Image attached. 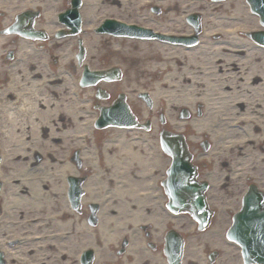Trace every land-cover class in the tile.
I'll list each match as a JSON object with an SVG mask.
<instances>
[{
    "label": "bare ground",
    "instance_id": "bare-ground-1",
    "mask_svg": "<svg viewBox=\"0 0 264 264\" xmlns=\"http://www.w3.org/2000/svg\"><path fill=\"white\" fill-rule=\"evenodd\" d=\"M83 1L87 8L83 38L88 53L103 47L101 41L108 38L92 33L93 27L103 18L98 13L103 5L112 12L118 7L137 8L140 11L151 5L162 7L167 11L163 15L167 20L162 16L160 20H152L153 15L147 13L148 19L143 22L173 34L187 33L184 17L187 12L200 7L206 16L214 17L206 24L209 29L226 23L224 39L212 41L202 36L201 44L186 46L155 39L113 38L112 49L121 54L137 48L135 54L140 65L134 74L137 78L136 89L129 86V90L146 93L142 87H147L146 84L150 86L148 94L151 106L149 109L145 106L141 108L142 118L150 116L153 128L151 134L141 130L116 129L117 135L103 143L101 152L89 149L90 154H99L101 169L97 167L95 159L87 162L95 168L96 173L85 185L87 193L83 201L100 200L97 234L77 219L64 198L66 184L63 178L75 171L71 161L56 159L52 155L60 150L56 148L60 137L68 140L70 135L72 141L75 138L78 144L83 145L89 141L92 132L93 120H82L90 109L87 98L90 89L79 91L75 77L66 69L72 41L58 43L61 49L57 51L60 58L57 74L50 73L52 78H46L39 74L44 73L39 64L41 53L36 54L28 49L27 41L19 40L20 46H23L20 53L25 62L22 73L28 79L25 94L17 91L11 99L9 96L12 93L0 95V251L7 264H77L76 255L83 247L99 244L103 251L117 242L119 234L124 233L123 215L129 218L128 227L133 231L138 224L151 222L157 225L159 218L170 221L171 217L158 208L148 213L147 205L156 193L153 183L156 164L149 167L148 164L158 158H155L153 148L148 150L142 144L151 143L154 133L158 131L159 111H162L171 130L186 134L192 147L209 142L205 152L193 149L198 160L210 162L211 169L204 176L212 182L218 172L222 173L221 177L229 176L226 171L219 170V158H228L234 149L238 150V154H243L245 148L264 142V47L239 33L241 29L245 32L250 28L248 21L253 26L258 22L251 17L242 1ZM201 1L206 3L203 7L199 5ZM35 2L22 1V6L29 4L34 7ZM227 12L231 13V18ZM143 14L138 16L142 18ZM172 22L175 26L180 25V28L173 27ZM181 27L184 30H180ZM4 41V37L0 38V45ZM124 43L127 50H123ZM59 68L63 72L58 73ZM18 74L20 72L17 73V78H20ZM39 82H44L49 91V82L57 83L58 86L53 87L56 93L52 95L45 86L39 89ZM68 82L71 84L68 87L70 90L66 89ZM6 86L4 90L8 91L11 85L8 83ZM184 111L188 113L187 117L181 115ZM43 138L49 143H45ZM40 149L45 155L37 152ZM81 154L85 159L90 158L87 150ZM124 161L136 166L140 180H134L124 173ZM104 172H108L113 188H109L110 185L107 187L106 180L101 181L107 179ZM231 174L240 175L237 166L233 165ZM128 178L130 184L124 186V180ZM94 185L100 186L101 197H95ZM217 188L214 180L210 189L214 191ZM109 193L112 196L107 198ZM111 210L116 212L110 213ZM158 226L155 228L159 230ZM202 249L198 246L189 252L192 264H205ZM226 263L232 264L224 258L217 262Z\"/></svg>",
    "mask_w": 264,
    "mask_h": 264
},
{
    "label": "flooded vegetation",
    "instance_id": "flooded-vegetation-1",
    "mask_svg": "<svg viewBox=\"0 0 264 264\" xmlns=\"http://www.w3.org/2000/svg\"><path fill=\"white\" fill-rule=\"evenodd\" d=\"M3 5L5 6V10H0V17L5 18L3 11H8L13 9L16 4V0H3ZM21 2L24 0H20ZM1 3V0H0ZM62 3L64 10L69 6L68 0H60ZM14 18V17H12ZM1 26V18H0V33ZM7 43V47L15 48L16 39L5 40ZM8 53V52H7ZM13 56L15 52H12ZM0 60H3L0 65V71L3 73H15V66L10 65L13 64L12 61L5 55L1 56ZM5 67H7L5 69ZM38 78L40 75L37 76ZM11 79V77H10ZM23 79V78H22ZM25 81V80H24ZM28 79H26V82ZM10 83L9 78L7 76L0 77V95L2 93H12L9 97H12L13 94H17V91L14 90L13 85H11V90L8 88V91H5L4 88H7V84ZM264 152V149H263ZM260 161V164H259ZM255 163V164H254ZM243 171L245 173L254 174V178L257 180H253L261 184L264 182V160H251V164L249 166L246 161L242 165ZM263 174V176H262ZM251 176V175H250ZM251 181L249 178L245 179L244 188L234 187L230 190V194L228 195L227 202L222 203V207L224 209L218 214V224L212 228V230H207L205 232H200L201 234L195 231V234L187 235L186 232L192 227V220L189 217L178 218L176 214H171V212L166 208L165 201L162 203L156 201L155 198H150L148 205V213L152 212V209L158 208L161 212L166 213L170 218V221L162 220L159 218L157 225L159 230L155 228L157 226L155 223L146 222L143 224H138L133 231L131 227H128V219L124 215V253H116V258L120 264H192L190 262V257L188 256L189 252L191 253L192 249L197 248L198 246L202 247L203 258L205 264H209V250L216 249L217 254L213 259V264H217L218 260L224 258L233 264L236 256L240 254V248L238 245L234 244L232 241L228 240L225 231L230 224V220L233 215L239 212L243 206V198L247 193V186ZM239 180H235V184H238ZM156 183L155 195L161 192L160 188ZM264 189V186H263ZM264 197V194H263ZM167 209V210H166ZM169 211V212H168ZM127 218V219H125ZM179 230L184 234L182 236L184 240V249L182 252V258L179 263H177V256L179 254V241L175 239L171 241V245L173 249L169 252L168 255L164 252L165 245V232L169 229ZM157 232V233H156ZM155 233V234H154ZM135 236V237H133ZM169 258L171 261H169ZM172 262V263H171ZM193 262V260H192ZM229 264V263H226Z\"/></svg>",
    "mask_w": 264,
    "mask_h": 264
},
{
    "label": "rangeland",
    "instance_id": "rangeland-1",
    "mask_svg": "<svg viewBox=\"0 0 264 264\" xmlns=\"http://www.w3.org/2000/svg\"><path fill=\"white\" fill-rule=\"evenodd\" d=\"M204 3L205 2L201 1V2H199V5L200 6H203ZM114 9L116 10L115 12L108 11V8H106V10L103 11V12L104 13L106 12L107 14H110V15L122 16V17H124V15H126L127 16V19H131V20H133V19L134 20L141 19L138 16V14L145 13V15H146L147 13L148 14L150 13L149 12V9H145L144 11L137 10V8H127V7H122V8H119L118 7V8H114ZM162 13L163 12H161V14ZM228 13H229L228 16H230L231 13L230 12H228ZM145 15L143 14L142 17H144V18L147 19L148 17H147V15L146 16ZM163 19L167 20V17H165V18L163 17ZM248 22H249L248 24L252 25L251 24V21H248ZM224 24H226V23H224ZM101 42H102V46L103 47L97 48V49H95L92 52L93 56L92 57L90 56L89 63H91V65L93 64V66L96 69H104V68H108V67H111V66L118 65L122 69V72H123L122 81L120 83L116 84L114 86V89L109 88V94H110L109 101L112 100V98L115 95H117V93L123 91V92L127 93L128 97L131 98L129 101H130V103L132 105L133 111L140 113L141 107H142V105H144V102L142 100H140L139 98H137V95H138L137 90L136 91H133V90L136 89L135 83H136V80H137V78H135V75L134 74L137 72V69L139 68V65H140L138 56H136V54H135L136 53V51H135L136 49L134 48V49H131L130 52L129 51H126V52H124V53L121 54L118 51L112 49V45H111L112 40H110L109 38H106L104 41H101ZM105 42H106V44H105ZM126 46L127 45L125 43L122 45L123 50H127V49H125ZM96 50H98V52ZM131 76H132V78H131ZM129 86H131V88L133 90H129ZM146 86L147 87L143 86L142 87V90H145L146 92H148V90L150 89V86L148 84H146ZM105 87H108V85H106ZM50 91H52L51 88H50ZM130 93H131V95H130ZM109 101L108 100H102V101H98V103L101 104V105H104V104L108 103ZM84 117L85 118L82 117V120L83 119H89L90 117L92 118V114L87 113V115H85ZM164 128H166V129L168 128L169 129V127H168V125L166 123L164 124ZM111 134H112V131H107V130H103V131H100L99 130L98 131L97 130V131H95V133L93 135H90V138H89L90 140L87 141V143H85L83 145L82 144L81 145L78 144L77 141H72V138L69 135V138L67 140V143L68 144H66V142L64 141L66 139H63L64 143H63V141L60 142V141L57 140L58 143H57L56 148L57 149H60V150L58 152H54V154H52V155L56 159L62 158V159H67V160L71 161V158L73 157L74 152H75L76 149H80V150L85 151V152L87 150L88 151V157H90V158L89 159H85L83 157L82 160H83V166L84 167H88L89 166V163H87V162H90L91 163L92 162V159L94 160V157H95L94 154H90L89 153V149H95L93 147V146H95V143H97L98 146H100L101 143H102V141L108 135H111ZM113 135L116 136L117 133H115ZM155 137L157 138L156 134L154 133V137H153L152 140H155ZM30 140L32 141V137H31ZM43 141L45 143H49V140H47V139H44ZM72 144H75V145H72ZM77 145H79V146L77 147ZM250 151L252 152L254 150L252 149ZM37 152L38 153L40 152L42 155H45V153L41 149L40 150H37ZM41 154H38V155H41ZM0 156H1V154H0ZM231 163H235V162L233 160H231ZM70 164L72 166H74L72 162ZM124 165L126 166L127 171L128 170H129V172L132 171L128 167V163L127 162L124 161ZM83 166H82L81 169H83ZM207 167L209 168V166H207ZM4 172H6V170ZM83 172H81L82 175H84ZM94 172L96 173V170H94ZM107 173L108 172H105V176H107ZM133 175H135V174H133ZM251 175L253 176L254 174L252 173ZM262 176H263V174H262ZM102 180L104 181L105 179L103 178ZM96 182L97 181H95L94 183H96ZM239 183H240V180H239ZM232 184L233 185H237V184H234V183H232ZM99 187H100L99 185H94V190H95L94 191V195H98V197L102 194L101 193V188H99ZM121 218H122V216H121ZM84 236H85V238L87 240H89V236H87V234H85ZM84 236H83V239L85 240ZM96 253H97V251H96ZM112 258H113V254L109 256V259H112Z\"/></svg>",
    "mask_w": 264,
    "mask_h": 264
},
{
    "label": "water",
    "instance_id": "water-1",
    "mask_svg": "<svg viewBox=\"0 0 264 264\" xmlns=\"http://www.w3.org/2000/svg\"><path fill=\"white\" fill-rule=\"evenodd\" d=\"M260 12L262 13V15H263V17H264V8L263 9H261L260 10ZM107 114H108V111H105L104 113H103V116L101 117V119L99 120V123H102V122H104V119H107L108 117H107ZM173 149V148H172ZM173 151H175L174 149H173ZM178 161H176V163H177ZM175 169V171L176 172H174V173H172V174H174V175H179L178 173V171L180 170L179 168H174ZM184 180H185V182H187V181H189V182H191L192 184H190V187L191 188H193L194 189V192H196V196H195V202H196V204L197 203H201L202 202V195L200 194V193H198V189L199 188H204V186H196V184L193 182V179L191 178V175H188V176H185L184 177ZM189 187V188H190Z\"/></svg>",
    "mask_w": 264,
    "mask_h": 264
}]
</instances>
